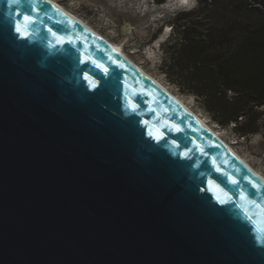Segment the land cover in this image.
<instances>
[{"label":"water","instance_id":"water-1","mask_svg":"<svg viewBox=\"0 0 264 264\" xmlns=\"http://www.w3.org/2000/svg\"><path fill=\"white\" fill-rule=\"evenodd\" d=\"M0 264H264V182L77 19L0 0Z\"/></svg>","mask_w":264,"mask_h":264},{"label":"trees","instance_id":"trees-1","mask_svg":"<svg viewBox=\"0 0 264 264\" xmlns=\"http://www.w3.org/2000/svg\"><path fill=\"white\" fill-rule=\"evenodd\" d=\"M231 1L222 16L217 17V0H197V8L175 19L178 37L163 45L160 66L169 82L192 95L218 126H232L245 137L257 133L264 115V12ZM203 14L215 24L189 22Z\"/></svg>","mask_w":264,"mask_h":264},{"label":"rangeland","instance_id":"rangeland-1","mask_svg":"<svg viewBox=\"0 0 264 264\" xmlns=\"http://www.w3.org/2000/svg\"><path fill=\"white\" fill-rule=\"evenodd\" d=\"M76 15L84 19L94 29L99 31L114 43L123 45L127 54L146 71L152 74L161 84L179 96L198 115L203 117L214 130L232 145L248 162L264 174V115L258 123V131L245 137L238 136L232 126L221 128L206 114L194 97L185 94L174 86L164 76L161 70L163 60V45L171 38H177L178 33L172 29L173 21L180 18L185 12L198 7L197 0H188L183 5L164 13L171 0L165 4L154 3L153 0H56ZM234 2V1H233ZM231 0H217L218 15H223L226 5ZM243 2L247 7H258L264 12V0H235ZM192 9V10H193ZM204 14L193 17L189 22L198 19L207 26H213L215 19L208 21ZM156 19V21H153ZM187 25V22L178 24V27ZM128 31L127 33L124 30ZM183 29V28H182ZM176 31V32H175ZM175 32V34H174ZM163 82V83H162ZM264 113V107L260 108Z\"/></svg>","mask_w":264,"mask_h":264},{"label":"bare ground","instance_id":"bare-ground-1","mask_svg":"<svg viewBox=\"0 0 264 264\" xmlns=\"http://www.w3.org/2000/svg\"><path fill=\"white\" fill-rule=\"evenodd\" d=\"M55 1V5H57V7H59L60 9H62L63 11H65L67 14H69V15H71L72 17H75V15H73V14H75L74 12H73V14H71V13H69L68 12V8H66V7H64L59 1H56V0H54ZM53 2V1H52ZM186 2H188V0H171L170 1V4L166 7V8H164L163 9V11H164V13H168L169 11H171L173 8H177L178 6H180V4H184V3H186ZM153 21H156V19H154ZM88 24V23H87ZM88 26H90L89 24H88ZM90 29H92L93 31H94V33H96L101 39H103L106 43H108L109 45H111L112 47H114V48H116L117 49V47L115 46V45H117V44H120V43H114V42H112L111 40H109L107 37L106 38H103L102 36V34L99 32V31H97L96 29H94L92 26H90ZM124 32H128V31H126V29L124 30ZM113 43H114V45H113ZM120 45H122V44H120ZM122 47H123V45H122ZM123 49H124V47H123ZM119 52V51H118ZM125 59H127L130 63H132L133 65H135L138 69H140V70H142L143 72H145L147 75H149L152 79H154L157 83H159L162 87H164L168 92H170L176 99H178L187 109H189L195 116H197L198 117V119L200 120V121H202L206 126L208 125V127L212 130V132L220 139V141H222L227 147H228V149L233 153L234 151H233V149L230 147V146H228L227 145V141L219 134V133H217V131L216 130H214L209 124H208V122L207 121H205L204 120V118H202V117H200L199 115H197L196 113H195V111L191 108V107H189L184 101H182L181 99H180V97L179 96H177L176 94H174V93H172L165 85L163 86V84H161L152 74H150L148 71H146L145 69H143V67L141 66V65H139L137 62H135L134 60H132V59H129L125 54H123V53H121V52H119ZM229 144V143H228ZM231 145V144H230ZM232 146V145H231ZM237 158H239L253 173H255L263 182H264V174L263 173H261L260 171H257L249 162H248V160H246L241 154H239V155H241V156H239V155H237L235 152L233 153ZM245 159H243V158Z\"/></svg>","mask_w":264,"mask_h":264},{"label":"snow or ice","instance_id":"snow-or-ice-1","mask_svg":"<svg viewBox=\"0 0 264 264\" xmlns=\"http://www.w3.org/2000/svg\"><path fill=\"white\" fill-rule=\"evenodd\" d=\"M16 2L18 3L19 0H16ZM24 19L28 21L29 25L36 23V21L29 16H25ZM225 195H227V194L225 193Z\"/></svg>","mask_w":264,"mask_h":264},{"label":"clouds","instance_id":"clouds-1","mask_svg":"<svg viewBox=\"0 0 264 264\" xmlns=\"http://www.w3.org/2000/svg\"><path fill=\"white\" fill-rule=\"evenodd\" d=\"M194 7L190 8L191 10L193 9Z\"/></svg>","mask_w":264,"mask_h":264}]
</instances>
